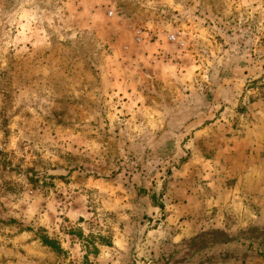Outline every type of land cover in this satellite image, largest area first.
<instances>
[{"label":"rangeland","instance_id":"rangeland-1","mask_svg":"<svg viewBox=\"0 0 264 264\" xmlns=\"http://www.w3.org/2000/svg\"><path fill=\"white\" fill-rule=\"evenodd\" d=\"M0 264H264V0H0Z\"/></svg>","mask_w":264,"mask_h":264},{"label":"built area","instance_id":"built-area-1","mask_svg":"<svg viewBox=\"0 0 264 264\" xmlns=\"http://www.w3.org/2000/svg\"><path fill=\"white\" fill-rule=\"evenodd\" d=\"M172 39H176V37H172Z\"/></svg>","mask_w":264,"mask_h":264}]
</instances>
